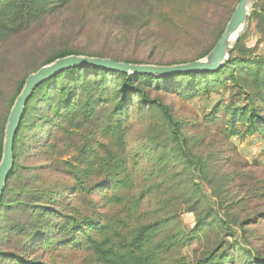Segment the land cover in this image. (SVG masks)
Wrapping results in <instances>:
<instances>
[{"label":"trees","instance_id":"16d2710c","mask_svg":"<svg viewBox=\"0 0 264 264\" xmlns=\"http://www.w3.org/2000/svg\"><path fill=\"white\" fill-rule=\"evenodd\" d=\"M73 1L0 0V42ZM249 19L264 25V0L254 5ZM223 29L196 59L209 53ZM246 37L238 38L215 71L155 76L86 65L36 86L15 136L14 163L0 202V264H48L42 255L69 249L89 250L99 264H187L180 250L208 238L214 245L199 264H264V254L250 248L244 236V226L253 221L238 217L232 210L236 202L222 201V183L217 191L210 189V161L197 153L198 142L191 143L166 101L169 95L192 101L225 90L228 103L214 107L206 122L222 124L227 138L264 139V53L254 55ZM72 54L144 63L60 45L32 72ZM29 74L5 105L0 159L8 113ZM45 137L38 155L50 159L56 140L67 138L73 142L67 146L69 157L24 167L22 148ZM54 174L69 182L59 183ZM73 200L104 211L85 214ZM183 213L193 214L194 228L184 225Z\"/></svg>","mask_w":264,"mask_h":264},{"label":"rangeland","instance_id":"374dc122","mask_svg":"<svg viewBox=\"0 0 264 264\" xmlns=\"http://www.w3.org/2000/svg\"><path fill=\"white\" fill-rule=\"evenodd\" d=\"M238 1L74 0L56 14L45 15L26 30L0 42V121L20 79L35 70L56 47L66 45L88 54L109 53L118 59H135L146 64L194 61L215 42ZM257 2L251 5L239 36L247 35L246 46L254 55L264 53V25L249 19ZM167 97L175 117L192 137L191 143L198 142L197 153L210 161L213 175L210 189L215 192L223 184L222 201L236 202L232 210L238 217L253 221L244 226L248 246L264 254V139L258 135L227 138L221 131L222 124L206 122L205 115L214 107L228 103L230 95L225 90L192 101L175 95ZM48 139L45 137L40 143L33 138L22 148L20 162L24 167L50 165L56 158L58 163L69 157L65 156L70 153L67 146L73 142L67 138L56 140L50 159L38 155L37 151L43 149ZM54 176L59 183L69 182L63 174ZM97 200L98 197L91 198L93 203ZM72 203L85 214L104 211L80 200ZM181 219L189 229L195 227L192 213H183ZM213 245L214 238L194 240L180 250V256L187 264H199L201 256ZM42 260L48 264H99L91 251L83 249L58 251L50 256L46 253Z\"/></svg>","mask_w":264,"mask_h":264},{"label":"water","instance_id":"95a60500","mask_svg":"<svg viewBox=\"0 0 264 264\" xmlns=\"http://www.w3.org/2000/svg\"><path fill=\"white\" fill-rule=\"evenodd\" d=\"M254 1L256 0H239L214 47L206 56L194 61L172 65H154L115 61L107 57L72 54L58 58L30 73L26 77L20 93L16 96L5 123L2 156L0 159V202L14 163L13 146L15 136L23 117L25 105L36 86L66 69L86 65L128 74L155 76L203 70L215 71L227 60L229 51L237 42L241 31L247 23L250 7Z\"/></svg>","mask_w":264,"mask_h":264}]
</instances>
